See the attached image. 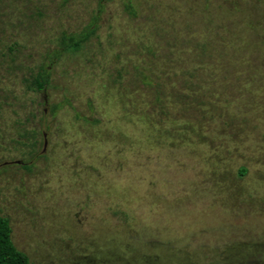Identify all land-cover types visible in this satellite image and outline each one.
Wrapping results in <instances>:
<instances>
[{"label": "rangeland", "instance_id": "rangeland-1", "mask_svg": "<svg viewBox=\"0 0 264 264\" xmlns=\"http://www.w3.org/2000/svg\"><path fill=\"white\" fill-rule=\"evenodd\" d=\"M204 1L0 0V215L31 264H264L262 52H206Z\"/></svg>", "mask_w": 264, "mask_h": 264}, {"label": "trees", "instance_id": "trees-1", "mask_svg": "<svg viewBox=\"0 0 264 264\" xmlns=\"http://www.w3.org/2000/svg\"><path fill=\"white\" fill-rule=\"evenodd\" d=\"M204 4L208 10L205 24L209 29V37L202 42L206 52H209L210 47H214L211 38L221 34L224 35L221 40L228 44V50L232 51V53L225 54L228 58L239 57L242 53L248 55L245 42L247 39L253 42L251 38H254L258 42L264 62V0H205ZM214 5L216 6L217 19L212 14ZM127 9L133 13L132 6H128ZM95 33V29H91L77 36L63 35L62 49L77 51ZM240 65L245 68L246 62L239 60L233 64V67ZM246 68L248 69V67ZM49 83L50 74L46 69H42L28 82L27 88L33 92H42ZM26 169H30V167H26ZM245 172V169L241 170V174ZM12 233L13 229L9 219L0 215V264H31L29 258L16 247Z\"/></svg>", "mask_w": 264, "mask_h": 264}, {"label": "water", "instance_id": "water-1", "mask_svg": "<svg viewBox=\"0 0 264 264\" xmlns=\"http://www.w3.org/2000/svg\"><path fill=\"white\" fill-rule=\"evenodd\" d=\"M46 145H47V142H46Z\"/></svg>", "mask_w": 264, "mask_h": 264}]
</instances>
